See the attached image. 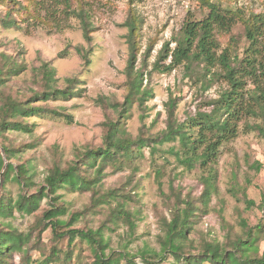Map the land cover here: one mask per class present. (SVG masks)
Returning <instances> with one entry per match:
<instances>
[{
    "label": "rangeland",
    "instance_id": "374dc122",
    "mask_svg": "<svg viewBox=\"0 0 264 264\" xmlns=\"http://www.w3.org/2000/svg\"><path fill=\"white\" fill-rule=\"evenodd\" d=\"M226 5L227 2L242 8L246 13L264 14V0H212ZM30 17L18 16L10 12L7 5L0 2V64L1 56L23 66V71L11 76L2 88L5 94H11L20 100L29 99L33 93L42 91L39 69L47 64L55 71L52 87L64 90L68 81L72 83V95L67 99L56 98L49 101L30 102L34 107H45L57 111L59 116L40 114L23 119L33 126L30 133L5 131L0 137V151L4 144L22 146L23 152L10 162L14 174L18 165L28 169L31 184L25 185L12 179L5 184V194L14 203L21 195L29 198L42 191L37 208L30 214L13 210L12 215L0 218V222L14 227L19 233L30 235L26 247V257L30 264L42 261L52 247L60 251V259L67 249L73 252V263L89 264L92 261L91 247L78 236L68 246V236L57 238L67 230H93L101 228V234L107 241L109 250L126 251L139 254L141 250H157L156 237L160 233L161 219H170L173 206L171 191L180 194L181 199L188 197L198 203L203 192L202 178L206 172L195 167L186 170L174 155L171 148L177 150L178 143H164L143 149V158L132 176L129 169L113 172L103 170L102 177L95 184L97 194L114 190L116 197L110 206L123 202L131 214L133 228L130 230L123 221L112 223L110 208L105 204L100 209L91 208V191L69 192L57 190L54 195L48 192L45 178L53 165L62 170L77 162V156L87 147L102 145V123L107 118L113 119L115 110L112 104L124 100V69L128 57L126 44L127 29L124 22L131 8L140 20L139 45L135 69L143 72V86L151 92L142 107L133 105L129 117L123 121L130 136L155 137L166 129V103L170 98L177 100L174 118L177 123L187 121L197 112H209L211 107L206 102L217 99L226 90L224 79L208 89L190 79L181 65L170 72L155 69L169 64L170 58L161 62L165 44L174 48L173 38L178 35L186 20L199 21L207 11L196 0H137L131 4L128 0H32ZM82 11L89 28L90 40L83 36ZM10 12V17L17 21V26L3 24ZM220 47L217 56L225 54L228 59L244 56L248 42L241 24L232 28L229 34L217 36ZM164 64V65H162ZM222 69L219 65L212 72ZM44 90V89H43ZM34 100V101H33ZM1 101V98H0ZM68 116V117H66ZM259 122V121H258ZM257 122V123H258ZM252 124V120L241 121ZM244 131V130H243ZM32 147V148H29ZM259 164L256 170L255 164ZM162 171L161 189H158L155 171ZM215 180V192L211 195L207 212L199 213L198 223L191 233L197 240L201 235L223 242L226 226L239 233L241 223L249 227L264 224V213L260 208L264 192V138L255 132L241 133L235 140L221 148L218 158ZM3 170L1 171L2 174ZM93 171H90L93 178ZM1 182V180H0ZM244 191V193H243ZM2 196L0 191V197ZM53 196L58 199L53 200ZM63 209L58 217L68 221L75 212L81 215L70 227H57L42 230L47 219L39 222L45 212L51 208ZM264 242L260 245V251ZM13 264H24L21 256L13 257ZM142 264L140 258H136ZM158 264V263H157ZM161 264H173L170 259ZM203 264H209L205 262Z\"/></svg>",
    "mask_w": 264,
    "mask_h": 264
},
{
    "label": "trees",
    "instance_id": "16d2710c",
    "mask_svg": "<svg viewBox=\"0 0 264 264\" xmlns=\"http://www.w3.org/2000/svg\"><path fill=\"white\" fill-rule=\"evenodd\" d=\"M32 0H0L7 5L8 10L15 12L21 17H30V4ZM65 1L69 5V0ZM137 0H128L131 4ZM207 11L206 16L199 20H186L176 37L173 38L174 48L165 44L162 50V60L170 58L169 64L155 69L162 72H170L176 67L183 66L196 83H201L206 90L221 79H224L227 88L221 92L217 99L206 102L205 106L211 107L209 112H197L187 121L177 123L174 118L177 100L170 98L166 103L167 120L166 129L155 137H145L143 133L132 137L125 129V121L133 105L142 107L151 96L150 90L143 86V72L135 69L139 45L140 20L130 8L124 27L127 29L126 44L128 57L125 75L124 100L122 103L112 104L115 110L113 119L107 118L102 123V145L96 148L87 147L77 157V162L69 165L67 169H61L57 165L50 168L45 178L48 192L54 195L57 190L64 189L69 192L91 191V208L99 210V205L109 206L111 222L116 224L123 221L129 229L133 228L131 214L125 209L123 202H117L110 206L111 200H115L114 190L95 197L97 194L95 184L102 177L103 170L112 169L113 172L129 169L132 176L138 169V163L143 158V149L164 143H178L177 150L171 148L174 155L186 170L196 166L206 172L202 178L203 192L198 203L188 197L181 199L179 193L171 191L174 199L170 208V219H161L159 224L160 233L156 237L157 250L145 249L139 254H131L126 251L109 250L107 241L101 234L100 229L93 230H67L65 234L57 235V238L68 236V246L71 245L75 236L81 238L91 247L92 261L89 264H138L136 258H140L142 264H161L170 259L173 264H264V248L260 251V245L264 242V224L249 227L245 222L241 223L239 233H235L231 227L226 226L225 240L219 242L210 239L208 235H201L197 240L192 238L191 233L198 223L199 213L207 212L211 195L215 192L216 170L221 148L235 140L241 133L255 132L264 138V14L246 13L242 8L235 7L227 2L226 5L212 0H196ZM7 14L3 22L5 26L15 27L17 21ZM81 18L83 36L90 40L91 29L86 22L82 11L76 14ZM241 24L243 34L248 42L244 49V56L228 59L225 54L217 56L220 47L217 36L229 34L233 27ZM5 58V59H4ZM0 64V137L5 131L30 133L33 126L23 122V119L38 116L40 114H52L59 116L57 111L45 107H34L31 100L38 102L51 99H67L72 95V83L64 90L52 87L55 71L44 64L39 69L42 81V91L33 93L26 100H20L11 94H5L2 88L6 86L11 76H16L23 71V66L11 62L7 57L1 56ZM164 65V64H162ZM220 66L221 72H212V68ZM33 100V101H34ZM68 117V116H66ZM252 120V124H243L241 121ZM259 121V122H258ZM258 122V123H257ZM244 130V131H243ZM0 151V218L12 215L13 210L32 213L38 206L42 197H47L42 191L37 196L27 198L21 195L12 203L8 194H5V184L11 175L14 181L22 184H31L28 169L18 165V171L14 174L13 165L9 162L4 168V158L7 161L18 158L22 146L16 147L10 143L1 146ZM29 148H32L29 146ZM259 164H255L256 170ZM3 170L2 174L1 171ZM93 171V178L89 174ZM162 171L156 170L155 177L158 189H161L160 178ZM244 193V191H243ZM53 200L58 199L53 196ZM260 208L264 213V192ZM63 214L59 207L51 208L45 212L39 222L47 219L49 224H43L42 230L50 229L53 233L55 228L70 227L78 219L80 212L71 215L68 221L58 219ZM30 243V235L19 233L11 225L0 222V264H13V257L20 255L24 264H30L26 257V247ZM60 251L52 247L49 254L40 262L34 264H71L73 252L70 249L64 252L60 259Z\"/></svg>",
    "mask_w": 264,
    "mask_h": 264
}]
</instances>
